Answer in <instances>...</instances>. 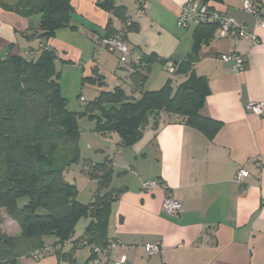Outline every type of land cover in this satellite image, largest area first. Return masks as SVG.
Here are the masks:
<instances>
[{"label":"crops","instance_id":"0c3cea01","mask_svg":"<svg viewBox=\"0 0 264 264\" xmlns=\"http://www.w3.org/2000/svg\"><path fill=\"white\" fill-rule=\"evenodd\" d=\"M103 1L71 0L74 13L70 26L48 41L59 54L57 64L75 69L78 79L74 76L72 80L74 89L84 78L92 77L95 69L105 78L107 91L121 87L133 101L169 80L175 88L185 80L175 75L176 68L171 72L166 62H180L192 53L196 28L184 29L177 23L180 8L188 0H150L149 10L133 16L134 27L126 40L134 56L125 63L99 45L101 38L123 27L116 13L103 7ZM113 1L131 15L144 0ZM244 1L214 0L209 4L254 31L260 42L253 45L247 39H220L214 34L195 64L196 73L207 78L210 87L201 114L222 123L213 140L180 118L161 113L156 124L153 116L149 119L138 141L121 147L117 134L100 135L95 121L79 119L82 161L68 169L65 177L78 187V199L84 204L98 193L117 196L109 238L119 245L109 254L111 260L126 257L129 264H264V115L246 111L252 103H264V29L256 28L255 18L243 12ZM251 1L264 4V0ZM39 24V16L26 19L0 7V53L26 57L32 52L38 56L42 47L39 37L27 39L24 33L37 31ZM232 53L246 60L241 74L233 73L232 63L221 58ZM136 72L146 76L142 90L133 80ZM60 73L64 95V71ZM88 87L94 90L91 100L76 97L83 98V104L100 92L95 85ZM65 98L71 111H83L77 102ZM106 157L114 163L112 183L98 192V183L89 177L88 169ZM239 168L249 173L243 185L235 180ZM156 179L180 202L178 215L162 211L163 190L142 192L143 182ZM90 220L82 219L72 238L62 244L54 235L46 237L44 250L15 264H93L85 234ZM0 228L9 236L20 235L18 224L4 210H0ZM155 242L160 243L161 252L150 256L144 245Z\"/></svg>","mask_w":264,"mask_h":264},{"label":"trees","instance_id":"16d2710c","mask_svg":"<svg viewBox=\"0 0 264 264\" xmlns=\"http://www.w3.org/2000/svg\"><path fill=\"white\" fill-rule=\"evenodd\" d=\"M201 1L210 5L214 0ZM102 5L122 20L126 38L134 27L133 22L127 24L126 10L113 0H104ZM0 7L26 19L39 16L38 30L30 29L24 36L39 37L42 42L38 56L32 52L26 57L0 53V210L20 228L18 236H9L0 228V264H15L44 250L48 236H56L60 244L69 241L84 218L91 219L85 234L94 258L95 247L106 248L113 241L109 224L117 196L98 193L84 204L78 199V187L66 180V171L82 161L79 119L95 121L100 135L117 134L121 147L138 141L149 119L153 116L156 124L161 113L180 118L213 140L222 123L201 114L210 87L207 78L196 73L195 64L217 26L195 27L192 53L180 62L172 60L177 61L175 75L185 78L176 88L169 80L133 101L121 87L107 91L105 78L95 69L83 84L100 88L99 95L86 103L82 112H74L62 93L59 54L48 45L58 30L70 26L74 13L71 0H0ZM132 77L142 90L146 76L136 72ZM113 164V159L106 157L89 166V177L97 181L98 192L111 186ZM23 198L27 204L21 207Z\"/></svg>","mask_w":264,"mask_h":264},{"label":"built area","instance_id":"2783aa9c","mask_svg":"<svg viewBox=\"0 0 264 264\" xmlns=\"http://www.w3.org/2000/svg\"><path fill=\"white\" fill-rule=\"evenodd\" d=\"M151 7L150 0H144L140 7L131 15L128 14L127 24L132 22L133 16H141ZM244 13L255 18V27L264 29V4H260L251 0H245L242 4ZM178 26L188 29L192 26L197 27L200 24L214 23L216 24V35L220 39L237 38L247 39L253 45H257L260 40L254 31H249L244 25L237 22L234 17L227 16L226 13L217 11L210 5L201 0H188L178 14ZM126 27V26H125ZM125 27L116 34L99 40V45L107 52L117 55L121 63L132 60L133 51L130 48L126 38L124 37ZM224 61L232 63V71L235 74H241L244 71L246 60L243 56L232 53L221 57ZM84 99L82 98L81 101ZM247 113L257 116L264 115V103H252L246 108ZM249 173L244 168H239L236 173L235 180L238 184L243 185ZM161 189L166 193L162 205V211L168 215H178L181 210V204L175 200L167 186L160 180H151L142 183V192H151ZM118 242L113 240L106 248L95 247L93 249L96 256L93 258V264H129L126 257L119 260H111L108 256L112 250L118 246ZM145 252L152 256L161 252L159 242L148 243L144 245ZM103 257V258H102Z\"/></svg>","mask_w":264,"mask_h":264},{"label":"rangeland","instance_id":"374dc122","mask_svg":"<svg viewBox=\"0 0 264 264\" xmlns=\"http://www.w3.org/2000/svg\"><path fill=\"white\" fill-rule=\"evenodd\" d=\"M70 66V65H69ZM71 67V66H70ZM57 68L58 70L61 72V71H64V75L62 76L63 78L61 79L62 81V86H63V90H64V95L65 97H70V99L76 103L77 102V107L78 109H83L85 104H83L81 101H80V98L77 100V95L80 97V96H83L85 98L86 101H89L92 99V95H93V92L94 90L89 88V84H82L80 83V86L79 88L77 89H74L72 87V80L73 78H75V69H66L65 65L63 66L62 63H59L57 64ZM77 68V67H76ZM73 70V71H72ZM75 76V77H74ZM78 77L75 78V80H77ZM82 81V80H81ZM77 100V101H76ZM88 103V102H87ZM80 104H83L84 106H81ZM71 108V107H69ZM83 143H87L86 141L83 142ZM20 206L23 207L25 204H27V198H23L20 200L19 202Z\"/></svg>","mask_w":264,"mask_h":264},{"label":"water","instance_id":"95a60500","mask_svg":"<svg viewBox=\"0 0 264 264\" xmlns=\"http://www.w3.org/2000/svg\"><path fill=\"white\" fill-rule=\"evenodd\" d=\"M163 63V62H162ZM177 65V61H172V62H169L166 64V67L171 71L173 72L174 71V66Z\"/></svg>","mask_w":264,"mask_h":264}]
</instances>
